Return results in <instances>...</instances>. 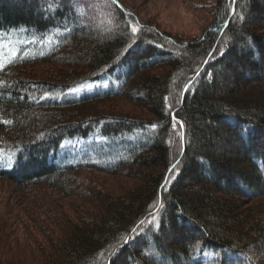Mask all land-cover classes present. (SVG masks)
Masks as SVG:
<instances>
[{"label":"trees","instance_id":"trees-1","mask_svg":"<svg viewBox=\"0 0 264 264\" xmlns=\"http://www.w3.org/2000/svg\"><path fill=\"white\" fill-rule=\"evenodd\" d=\"M108 1L103 32L92 0H0V30L20 39L0 67V180L70 193L81 169L143 179L126 198L85 189L104 215L58 214L44 264H264V212L235 228L236 202L215 194L264 198V0H223L189 41ZM37 62L61 69L17 68ZM121 96L151 117L100 108ZM5 249L0 264L18 262Z\"/></svg>","mask_w":264,"mask_h":264},{"label":"rangeland","instance_id":"rangeland-1","mask_svg":"<svg viewBox=\"0 0 264 264\" xmlns=\"http://www.w3.org/2000/svg\"><path fill=\"white\" fill-rule=\"evenodd\" d=\"M113 1H116L119 7L131 10L140 20L170 33L175 38L184 39V41L203 38L209 25L217 16L216 10L218 8L216 6L221 5L223 2V0ZM112 8L108 0H92L88 8V17L96 18L101 20V23L106 24L107 29H103V32L113 31L116 28L115 17L112 16V19L108 18L109 14L114 13ZM233 10L234 7L232 14L235 11ZM258 26L262 28L261 34H263L264 23L262 22ZM15 35L13 33L0 32V67L16 54L18 45ZM174 37L172 39H175ZM218 45L217 41L215 50L210 52L208 56L209 59L213 56L214 51L216 54ZM59 61L62 60H55V62ZM17 68L26 69L24 73L28 74L27 76L44 77L51 75L55 69H61V66L52 62H37L36 64H23ZM155 70L160 69L157 68ZM110 83L111 81L108 82V84ZM262 84H264V81ZM69 96L73 95L69 94ZM114 100V102L102 104L100 108L118 114L151 117L146 108L128 100L126 97L121 96L114 98ZM182 125L180 126L178 123L177 127L179 126V130L184 132L185 125ZM175 164L167 167L166 178L173 174ZM132 174L134 173L127 170H122L118 174H111L104 171L81 169L78 171L79 182L72 187L70 193L55 190L47 184L29 185L25 189L17 182L6 179L0 180V238L2 244L7 245V249L3 251L5 260L12 259L13 255L18 254V262L15 264H44L49 261V259H46L49 256H43V254H45V249H49L51 236L57 234L51 232V230L56 226L54 219L59 217L58 214L67 213L75 221L82 216L88 217L85 211H93L91 214L96 215L101 210V206L98 205L97 200L93 199V196L85 194L88 189L101 186L109 194L113 193L117 197L126 198L143 182L141 177L133 176ZM166 178L165 181H167ZM215 194L221 198L233 199L236 202V210L239 214L241 212L247 213L253 208L258 213L264 212V198L256 200L235 193H228L229 195L224 193V195L218 191ZM159 207L160 203L153 212L157 211ZM100 214L104 215L102 210L98 216ZM245 216L247 215L240 214L242 224L235 228L243 229L250 224L249 218L247 220ZM37 222H39L41 228L37 227ZM27 234H31L30 236H33L34 239L32 242L27 241L29 243L25 245L26 240H22L20 237ZM14 246H22L20 247L23 249L22 252H13L15 250L13 249Z\"/></svg>","mask_w":264,"mask_h":264},{"label":"water","instance_id":"water-1","mask_svg":"<svg viewBox=\"0 0 264 264\" xmlns=\"http://www.w3.org/2000/svg\"><path fill=\"white\" fill-rule=\"evenodd\" d=\"M234 10H235V9H234ZM234 10H233V11H234Z\"/></svg>","mask_w":264,"mask_h":264}]
</instances>
